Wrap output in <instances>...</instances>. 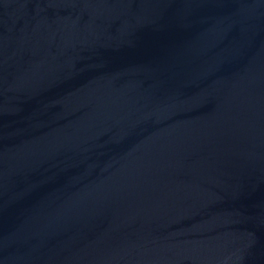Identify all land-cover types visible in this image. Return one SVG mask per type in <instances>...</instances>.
<instances>
[{"label":"water","instance_id":"obj_1","mask_svg":"<svg viewBox=\"0 0 264 264\" xmlns=\"http://www.w3.org/2000/svg\"><path fill=\"white\" fill-rule=\"evenodd\" d=\"M0 264H264V0H0Z\"/></svg>","mask_w":264,"mask_h":264}]
</instances>
